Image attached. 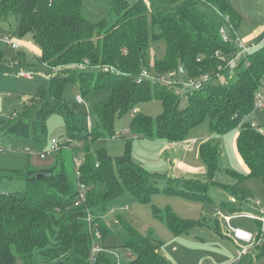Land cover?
Segmentation results:
<instances>
[{"label": "trees", "instance_id": "trees-1", "mask_svg": "<svg viewBox=\"0 0 264 264\" xmlns=\"http://www.w3.org/2000/svg\"><path fill=\"white\" fill-rule=\"evenodd\" d=\"M107 1L116 15L112 24L88 20L82 14V0H0V21L16 19L12 33L21 39L29 35L40 49L38 60L54 70L46 89L27 97L21 110L9 120H0V133L25 137L32 124L33 140L40 142L47 116L60 113L67 141L84 144L79 181L87 187L85 204L77 206L76 179L69 176L63 152L66 149L57 154L54 168H27L10 174L8 178L23 182V189L0 195V264H116L106 251L91 261L86 210L93 214V223L101 234L99 243L108 249L103 238L111 231L99 213L120 194L146 200L157 188L152 174L129 154L111 159L104 149L93 151L92 143L112 135L114 120L141 101L157 98L163 107L156 119L140 112L133 117L132 133L147 139L183 141L187 131L206 117L211 131L217 134L238 128L235 149L245 166V175L258 177L264 184V129L248 119L255 110V94L264 84V44L245 52L232 71L224 68L226 61L215 52L230 57L235 45L222 39L220 27L227 21L236 29L240 22V15L229 1L135 0L131 4L127 0ZM159 39L164 40L165 51L162 58L153 59L154 72L176 71L178 75L196 77L220 71L225 81L221 83L214 76L201 88L187 89L186 104L180 107L181 97L169 85L139 77L150 65L146 61L150 42ZM20 52L18 62L24 63V52ZM79 63L84 67L79 68ZM8 66L0 52V72ZM66 85L76 87L81 98L97 88L110 91L96 105L92 125L77 113L75 105L62 98ZM198 152L206 171L212 174L216 169L217 148L204 142ZM192 184L190 191L185 192L186 197L210 200L207 185ZM229 189L234 203L225 208L235 215L236 198H245L247 191L238 184ZM163 218L174 234L186 232L192 224L171 211L165 212ZM255 221L261 230V223ZM122 239L121 247L128 257L124 264H170L150 235L127 227Z\"/></svg>", "mask_w": 264, "mask_h": 264}, {"label": "rangeland", "instance_id": "rangeland-1", "mask_svg": "<svg viewBox=\"0 0 264 264\" xmlns=\"http://www.w3.org/2000/svg\"><path fill=\"white\" fill-rule=\"evenodd\" d=\"M135 0H127L133 3ZM230 6L240 15V22L234 32L239 41L248 44L249 53L264 44V0H228ZM82 14L93 23L106 20L108 24L115 22L116 15L107 0H82ZM17 25L13 17L6 22L0 21V52L9 66L0 72V120L7 121L23 106L27 97L39 94L47 88V82L54 70L38 60V54L24 50L23 47L13 48L5 42L6 38L20 39L33 43L29 35L18 38L12 31ZM227 34L232 33L230 25L224 24ZM4 40V41H3ZM34 44V43H33ZM241 48V47H240ZM24 52V63L18 62V54ZM165 42L162 39L151 41L146 61L150 64L145 68L148 78L152 79L153 59L162 58ZM241 51V50H239ZM21 69L30 70L32 78L19 76ZM177 85L170 88L180 98L179 106L187 101V89L182 83L188 77L178 76ZM74 86L66 85L62 98L75 105L78 114L82 115L88 124L92 125L94 109L98 103L110 95L107 88H97L82 94ZM79 101V102H78ZM161 100L152 98L139 102L130 112L118 116L112 127V135L100 137L93 141L92 150L104 149L111 159L124 154L143 167L154 177L153 185L157 192L146 200L123 193L115 197L108 205L118 210L109 212L107 209L99 213L111 234L103 238V245L108 248L111 262L119 260L120 264L127 262L126 251L121 247L122 235L129 227L142 235H150L159 243L161 252L170 264H264V228L260 230L256 221L249 216H257L264 209V184L258 177H247L246 169L235 149V137L238 128L224 134H217L210 129L209 118L191 127L183 141L178 145H167L171 142L137 136L131 131V122L137 112L156 119L162 113ZM260 129H264V106L256 108L248 116ZM92 128V126H89ZM1 132V131H0ZM52 139L73 149L64 150L66 166L70 178L75 179L73 155L77 166L81 165L84 151L82 142L67 141V129L60 113L53 112L45 119L44 138L40 142L33 140V127L29 124L27 136H9L0 133V195L4 192L23 189V182L10 179L8 176L27 168H54L59 151L52 152L44 158L39 153L50 147ZM217 148L216 169L212 174L199 157V147L202 143ZM171 146V148H167ZM178 151V160L173 162L171 151ZM241 177V180H240ZM192 182L208 186L206 192L209 201L188 198ZM239 185L246 190L247 196L237 199L238 206L233 210L235 217L227 206L234 203L231 200V186ZM176 191V192H174ZM241 195V194H240ZM235 200V198H234ZM227 205V206H225ZM241 207L239 208V206ZM121 206H126L121 210ZM226 207V208H225ZM171 211L179 218L189 220L192 224L186 232L174 234L164 221L165 212ZM240 214H244L241 216ZM229 219V220H228ZM240 228L253 235L250 243L242 242L233 237L232 230ZM252 248L241 256L238 253L244 247ZM111 250V252H109ZM17 264H19L17 262Z\"/></svg>", "mask_w": 264, "mask_h": 264}, {"label": "built area", "instance_id": "built-area-1", "mask_svg": "<svg viewBox=\"0 0 264 264\" xmlns=\"http://www.w3.org/2000/svg\"><path fill=\"white\" fill-rule=\"evenodd\" d=\"M225 20H227V19H225ZM226 24L230 25L233 32L227 34L224 30V27H223L224 25H222L220 27V34H221V37L224 41L233 42V44L235 45V51L233 54H231L230 57H225L219 51H216L215 55L218 58L226 61L224 68H229L230 71H232V69L236 67L237 61L240 60V57L245 53V51L248 47V44L244 43L242 41H239V39L236 37L233 26L230 23H228L227 21H226ZM5 42L13 48H19L20 47L19 39H13V38H6L5 37ZM239 50H241V51H239ZM77 66L79 68H82V67H84V64L79 63V64H77ZM148 73H149V71H147L144 68L140 72L139 77H141V78L148 77ZM19 76H22L24 78H32L33 73L30 70L21 69L19 71ZM178 76L179 75L177 74L176 71H172V72L167 73V74H161V73H157V72L153 71L151 77H152V80L153 79L157 80L158 82H160L162 84H167L171 87L172 85H177ZM214 76H215V79L221 83H223L225 81V78L222 75V73H220V71H217L215 73L206 72V73H203V74L196 76V77H188L187 82L182 83V85L186 89H198V88H201L202 86H204L206 83H208L212 79H214ZM78 99L80 101H82V98L80 95H78ZM263 106H264V84L256 92L255 102H254L255 109L256 108H263ZM171 144L178 145V143H176V142H171L168 145H171ZM61 149L70 150L73 154V150L69 146V144L62 145L56 139H52L50 142L49 149L46 151L40 152L39 157L44 158L46 155H48L52 152H55V151L56 152L60 151ZM73 164L75 166L74 172H75L76 190H77V197L75 200V204L77 206H83L85 204V201H86L87 187L85 184H83L82 182L79 181V177H80V169L79 168H80V166H77L76 158L74 155H73ZM125 208H126V206L120 207L121 210H124ZM117 210L118 209L116 207H113V206L110 209H108L109 212H116ZM235 215H237V214H235ZM235 215H231L232 217H230V218H237V217H235ZM240 215L243 216L244 214H240ZM249 217L254 219V220H258L261 223V230H263V228H264V209L259 213V215L249 216ZM84 219H85V222L87 223V227L89 229V234H90V239H91V261H95L97 254L101 253L102 251H106V249L104 247H102V245L99 243L101 234H100L96 224L93 223V214L88 209L85 212ZM232 233H233L232 234L233 237H235L236 239H238L239 241H242V242L250 243L253 239V235L251 233H249L245 230H242L240 228L233 229ZM251 248L252 247L250 245H248L247 247H244L243 249H241V251L238 253V255L241 256L242 254L246 253L248 250H251ZM119 263H120L119 260H117L116 264H119Z\"/></svg>", "mask_w": 264, "mask_h": 264}, {"label": "crops", "instance_id": "crops-1", "mask_svg": "<svg viewBox=\"0 0 264 264\" xmlns=\"http://www.w3.org/2000/svg\"><path fill=\"white\" fill-rule=\"evenodd\" d=\"M20 41V46L23 47L24 50H29L33 51V49L36 51V53L39 55L40 54V49L38 48L37 45L31 43L30 41H25V40H19ZM168 145V144H167ZM167 148H171V146H167ZM173 159H171L173 162L178 160V151L176 152L175 150L171 151Z\"/></svg>", "mask_w": 264, "mask_h": 264}, {"label": "water", "instance_id": "water-1", "mask_svg": "<svg viewBox=\"0 0 264 264\" xmlns=\"http://www.w3.org/2000/svg\"><path fill=\"white\" fill-rule=\"evenodd\" d=\"M182 68H180V73H182ZM39 176V175H38ZM55 264H62L61 262L55 263Z\"/></svg>", "mask_w": 264, "mask_h": 264}]
</instances>
